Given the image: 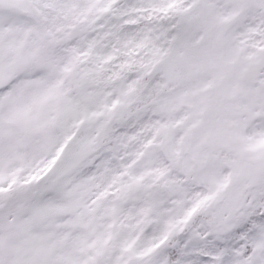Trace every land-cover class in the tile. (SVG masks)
Wrapping results in <instances>:
<instances>
[{
	"label": "snow or ice",
	"instance_id": "1",
	"mask_svg": "<svg viewBox=\"0 0 264 264\" xmlns=\"http://www.w3.org/2000/svg\"><path fill=\"white\" fill-rule=\"evenodd\" d=\"M0 264H264V0H0Z\"/></svg>",
	"mask_w": 264,
	"mask_h": 264
}]
</instances>
